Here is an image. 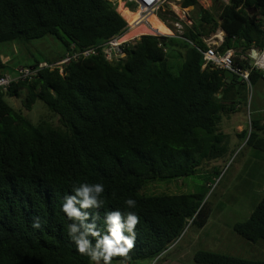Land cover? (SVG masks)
I'll return each mask as SVG.
<instances>
[{"label": "trees", "instance_id": "trees-1", "mask_svg": "<svg viewBox=\"0 0 264 264\" xmlns=\"http://www.w3.org/2000/svg\"><path fill=\"white\" fill-rule=\"evenodd\" d=\"M183 6H193L198 15L183 34L194 46L179 39L182 64L176 74L167 59V43L174 38L163 43L162 37L143 35L124 46L126 57L119 62L94 55L71 62L62 75L44 68L0 92V264H92L76 250L67 234L72 221L61 211L64 196L84 182L105 187L104 205L88 210L99 213L98 228L106 211L139 216L129 264L166 260L186 229L206 225L211 205L205 193L145 196L141 190L150 180L218 172L211 162L227 152L218 123L222 112L236 110V83H226L224 70L202 67V38L220 28L221 53L264 49V0H229L217 18L196 0H184ZM118 12L109 0H0V43L55 36L64 48L57 62L72 44L85 49L125 33L127 20ZM153 19L148 16L149 27L137 25L127 36L165 32ZM233 61L248 68L239 55ZM7 68L0 54V74H13ZM260 79L264 72H250L251 86ZM21 91L24 110L42 101L64 129L45 120L32 124L10 106L6 98H18ZM238 137L264 152V120L250 119V129ZM127 198L137 201L135 209L125 207ZM37 217L40 228L33 227ZM233 231L252 243L264 241V196ZM193 261L264 264L202 250Z\"/></svg>", "mask_w": 264, "mask_h": 264}, {"label": "rangeland", "instance_id": "rangeland-1", "mask_svg": "<svg viewBox=\"0 0 264 264\" xmlns=\"http://www.w3.org/2000/svg\"><path fill=\"white\" fill-rule=\"evenodd\" d=\"M225 2V0H217L213 4L209 0H201L199 5L212 11L217 18L220 7H223ZM121 8L120 5L118 8L120 13H122ZM197 15L198 10L193 9L191 13L193 20H196ZM154 20L165 30V32L158 31L159 33L170 34V30L155 16ZM181 44L179 39H173L167 43V59L175 74L182 64L178 54ZM63 52L64 48L60 41L51 35L30 41L16 40L0 43L1 58L5 61L8 72H12L18 66H32L35 62L53 63ZM234 91L236 93L234 102L238 104L236 110L234 113L222 112L218 123V129L225 134L223 145L227 151L223 157L211 162V166H216L218 172L198 173L194 176L175 179L150 180L142 187L141 194L145 196L205 193V199H208L211 205V215L206 225L200 229L195 227L186 229L175 248L171 247L165 255L167 264H196L193 261V255L201 250L243 259L264 260V241L252 243L233 231L236 223L248 219L254 207L264 196V152L245 145V140L238 137L240 132L236 128L237 125H242L243 129L249 130L250 119L264 120V80H258L250 89L239 78L234 85ZM24 95L25 92L21 91L18 98L7 97L6 101L14 109L21 110L24 117L32 124L45 120L54 127L64 129L58 116L52 113L42 101H36L31 110H24L22 108ZM164 260L142 259L132 264H166Z\"/></svg>", "mask_w": 264, "mask_h": 264}, {"label": "built area", "instance_id": "built-area-1", "mask_svg": "<svg viewBox=\"0 0 264 264\" xmlns=\"http://www.w3.org/2000/svg\"><path fill=\"white\" fill-rule=\"evenodd\" d=\"M118 8L120 5L123 9L133 13L139 14L137 19V24L145 25L149 27L148 16L154 15L159 22L165 25L169 30L170 34H162L159 32H149L138 34L132 38L125 39L124 36L131 29L130 24L125 20L123 15L118 12L122 18L127 22V30L120 36L113 37L108 41L102 42L95 46H90L85 49H76L72 44L69 51H67L64 56L57 62L52 64L49 63H39L36 66H18L14 69L13 74H0V92H5L13 83L20 81H30L34 79L37 73L47 68L49 70L57 69L62 75L64 68L68 66L71 62L88 58L94 55H102L103 58L109 63L119 62L126 57L124 52V46L132 41L138 40L143 35H152L157 37H166L174 39H182L193 45L189 40L183 37L186 28H190L194 24V20L191 17V13L194 9L193 6L184 7V0H109ZM198 3L201 0H196ZM208 1V0H207ZM213 4L217 0H209ZM225 4L229 3V0H225ZM223 5V6H224ZM208 10V9H206ZM163 14L165 18L160 17ZM174 18V19H173ZM224 32L218 28L213 34L208 38H202L203 43L207 47L205 51H202L203 56V68L209 66L211 68H218L220 70H229L235 76L237 75L242 81L251 89V84L249 80V74L252 70L264 72V49L251 47L245 54L239 55L242 59L248 61V68L241 70L238 66L234 64L233 58L237 55L233 50H227L221 53L217 48L223 43ZM161 45V44H160ZM194 46V45H193ZM255 58H250L251 55ZM5 62V61H4Z\"/></svg>", "mask_w": 264, "mask_h": 264}, {"label": "clouds", "instance_id": "clouds-1", "mask_svg": "<svg viewBox=\"0 0 264 264\" xmlns=\"http://www.w3.org/2000/svg\"><path fill=\"white\" fill-rule=\"evenodd\" d=\"M104 192L103 184L84 182L73 186V194L64 196L61 211L72 221L67 225V234L78 253L87 256L92 264H113L116 257L122 258L117 264H129L140 218L134 211H106L104 227L98 228L96 221L100 218L99 213L90 214L88 210L104 205L101 198ZM124 205L127 209H135L137 201L127 198ZM33 227H41L39 217L35 218Z\"/></svg>", "mask_w": 264, "mask_h": 264}, {"label": "bare ground", "instance_id": "bare-ground-1", "mask_svg": "<svg viewBox=\"0 0 264 264\" xmlns=\"http://www.w3.org/2000/svg\"><path fill=\"white\" fill-rule=\"evenodd\" d=\"M121 11H122V15H123V17H125L126 18V20H127V22L130 24V30H129V32L124 36V38L125 39H129V38H132V37H134V36H136V35H134V36H127L128 34H130L131 32H132V30L138 25L137 24V19H138V17H139V14L138 13H136V12H133V13H131V12H129V11H127V10H123L122 8H121ZM127 11V12H126ZM134 15V16H133Z\"/></svg>", "mask_w": 264, "mask_h": 264}, {"label": "water", "instance_id": "water-1", "mask_svg": "<svg viewBox=\"0 0 264 264\" xmlns=\"http://www.w3.org/2000/svg\"><path fill=\"white\" fill-rule=\"evenodd\" d=\"M251 12H255L254 9L251 10ZM163 38V43H165L166 41V37H162ZM237 55H241V53H236ZM250 58H255L254 55L252 54ZM223 75H224V78H225V81L226 83H237L238 82V79L239 77L236 75H234L231 71L229 70H224L223 72Z\"/></svg>", "mask_w": 264, "mask_h": 264}, {"label": "crops", "instance_id": "crops-1", "mask_svg": "<svg viewBox=\"0 0 264 264\" xmlns=\"http://www.w3.org/2000/svg\"><path fill=\"white\" fill-rule=\"evenodd\" d=\"M3 61H4V60H3ZM227 84H228V83H227ZM229 84H235V83H229ZM236 128H237V131H238V132H241V131L243 130V126H242V125H237ZM164 263L167 264V259L164 260ZM162 264H163V263H162Z\"/></svg>", "mask_w": 264, "mask_h": 264}]
</instances>
